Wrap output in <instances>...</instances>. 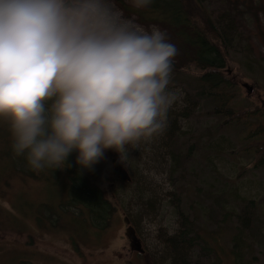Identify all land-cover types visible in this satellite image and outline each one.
Listing matches in <instances>:
<instances>
[{
    "label": "rangeland",
    "instance_id": "rangeland-1",
    "mask_svg": "<svg viewBox=\"0 0 264 264\" xmlns=\"http://www.w3.org/2000/svg\"><path fill=\"white\" fill-rule=\"evenodd\" d=\"M111 3L123 18L145 31H163L171 43L161 25L141 24L116 0ZM209 10L214 16L228 12L235 20L236 40L227 50L225 74L237 87L236 109H247L254 123L259 114L264 117V0H212ZM173 62L183 68L177 75L172 72L169 85L178 96L169 112L178 113L190 109L187 70L194 68L178 55ZM211 108L200 101L189 118L179 117L183 135H173V146L166 130L129 148L123 160L106 149L92 169L82 168L88 182L115 205L103 223L91 220L89 206L67 202L65 167L50 179L32 171L23 156L11 162L12 136L0 121V264H172L164 242L186 229L181 212L200 242L205 239L212 248L204 253L200 245L187 244L186 264H264V164L259 163L264 139L254 154L245 138L246 124L224 125ZM244 210L250 214L246 227ZM128 227L145 256L132 250ZM240 232L238 247L234 237Z\"/></svg>",
    "mask_w": 264,
    "mask_h": 264
},
{
    "label": "clouds",
    "instance_id": "clouds-1",
    "mask_svg": "<svg viewBox=\"0 0 264 264\" xmlns=\"http://www.w3.org/2000/svg\"><path fill=\"white\" fill-rule=\"evenodd\" d=\"M146 8L152 0H132ZM166 33L122 17L111 0H0V121L34 172L92 169L163 135L178 96Z\"/></svg>",
    "mask_w": 264,
    "mask_h": 264
},
{
    "label": "trees",
    "instance_id": "trees-1",
    "mask_svg": "<svg viewBox=\"0 0 264 264\" xmlns=\"http://www.w3.org/2000/svg\"><path fill=\"white\" fill-rule=\"evenodd\" d=\"M116 1L124 11L135 15L141 24L152 23L165 28L170 42L178 49V57L184 58V61L191 63L194 68L193 71L189 68L187 70L191 74L192 81L187 83L192 94V99H187L188 103H191L190 109L185 108V110L178 111V113H168V126L166 129L168 133H166H170L167 135L170 137V146H173V135H177V138L183 135L178 124V118H189L190 114L198 109L200 101H206L212 104L210 113L220 116L224 125L246 124L244 133L248 145H251L250 148L254 154H257V152L259 154V146L264 139V117L259 114L253 123L249 117L247 118L249 115L247 109H236L237 87L235 82L229 80L225 74L228 61L227 50L229 45L236 40V36H234L236 34V24L232 15L225 12V14H215L214 16L213 12L209 10L212 0H152V3L146 8H137L127 4L124 0ZM181 69L183 68L173 62L174 74L181 73ZM244 119L246 120L242 123ZM6 128L9 131V126ZM10 141L12 147L13 139ZM12 155H8L11 162L14 161L13 157L19 158V161L21 160L20 156H16L14 152ZM77 155L78 153L73 151L65 165L69 179V199L67 202L78 208L84 206V204L89 206L92 209L91 220L106 222L109 220L115 205L107 199L99 188L88 182L85 171L76 163ZM259 163L263 165L264 160L261 159ZM58 171L59 168L45 169L38 174L51 179V176L57 174ZM248 213L247 210H244L245 221H243V224L245 227L250 220V214ZM181 215L186 229H182L178 238L168 239L164 242L172 264H186L184 254L189 250L187 244L191 248L197 246V244L200 245L204 253L212 252V248L209 247L205 239H202L205 245L200 242L201 237L191 227L192 222L189 217L183 212H181ZM191 234H193L192 237H187ZM240 236L241 232L234 237L238 247L241 246L239 241L242 238ZM239 251L236 252V256L241 260Z\"/></svg>",
    "mask_w": 264,
    "mask_h": 264
},
{
    "label": "flooded vegetation",
    "instance_id": "flooded-vegetation-1",
    "mask_svg": "<svg viewBox=\"0 0 264 264\" xmlns=\"http://www.w3.org/2000/svg\"><path fill=\"white\" fill-rule=\"evenodd\" d=\"M127 232H128V234H127L128 236L130 234L131 235H133V234L136 235V233H135V231H134V229L132 227H128L127 228ZM136 237H138V236L136 235ZM129 238H130V236H129ZM131 244H132V250L133 251H137L138 252V255H140L141 257H143V256L146 255L145 254V249L143 248V245H141L142 242L140 243L137 238H135L134 241L131 239Z\"/></svg>",
    "mask_w": 264,
    "mask_h": 264
},
{
    "label": "water",
    "instance_id": "water-1",
    "mask_svg": "<svg viewBox=\"0 0 264 264\" xmlns=\"http://www.w3.org/2000/svg\"><path fill=\"white\" fill-rule=\"evenodd\" d=\"M244 85L247 86V87L249 88L250 91L252 90V87L249 86V84L245 83ZM129 236H130V239H132L133 241H134L135 238H136V235H135V234H133V235L130 234Z\"/></svg>",
    "mask_w": 264,
    "mask_h": 264
}]
</instances>
